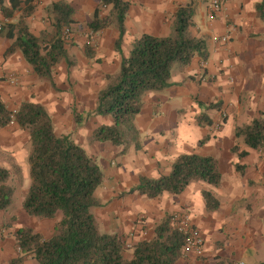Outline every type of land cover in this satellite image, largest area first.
Segmentation results:
<instances>
[{
	"label": "crops",
	"instance_id": "0c3cea01",
	"mask_svg": "<svg viewBox=\"0 0 264 264\" xmlns=\"http://www.w3.org/2000/svg\"><path fill=\"white\" fill-rule=\"evenodd\" d=\"M59 1L32 2L35 8L24 18L32 35L45 40L51 38L53 28L47 10ZM65 1L74 8V23L70 30L76 32L91 22L101 0ZM123 1L129 3L121 43L122 54L126 57L132 43L142 34L168 35L175 11L190 0ZM191 1L192 31L195 36L205 39L207 60L203 64L195 57L187 67L175 65L169 89L142 96V109L135 120L138 148L130 146L123 151L106 143H87L92 131L102 124H109L111 119L108 122V119L105 121L104 117L92 114L98 92L96 69L86 66L89 58L85 53L74 57L69 47L67 53L73 65L68 69L66 63L61 62L57 65V75H54L56 66L49 80L42 79L34 74L18 49L8 52L14 38H8V29L1 28L0 98L11 111L26 102L42 105L53 126L58 125L59 135L70 136L95 158L103 181L95 191L100 205L93 209V214L102 232L117 234L126 247H131L136 242L150 239L155 224L165 215L182 214L202 235L201 256L207 257L204 264H215L218 257L248 262L250 256L253 257L248 251L250 247L264 241V160L235 136V130L254 119H264V115H260L264 112V23L255 11L263 0H220V11L212 20L208 18L212 0ZM4 5L8 7L9 0H5ZM21 13L15 11L11 18L5 19L0 11L1 27L15 23ZM103 31L113 35L107 43L112 45L111 57L115 67L119 68L120 56L114 48L117 33L112 28ZM222 35L229 37L226 47L213 41L214 37ZM73 47H76L75 43ZM75 115L83 118L79 125L75 123ZM200 115H206L211 124L199 125L197 118ZM3 129L8 137L3 135ZM21 132L26 131L15 124L0 128V151H7L9 158H16L21 147L18 142ZM199 150L200 153L195 152ZM140 154L143 156L135 164ZM181 154L214 158L221 174L220 184L212 187L195 182L181 194H164L156 200H148L138 192L127 194L141 176L156 179L167 175L171 163ZM203 191L210 192L217 200L215 211L207 210ZM33 223L25 226L17 220L7 227L0 223V264H8L17 256L12 236L16 229L30 227L45 237L52 234L54 224ZM221 242L231 247V252L230 249L215 250L214 246ZM201 256L185 251L183 258L175 264H198L195 258ZM258 263L262 262L256 260L253 264ZM23 264L37 262L27 258Z\"/></svg>",
	"mask_w": 264,
	"mask_h": 264
},
{
	"label": "trees",
	"instance_id": "16d2710c",
	"mask_svg": "<svg viewBox=\"0 0 264 264\" xmlns=\"http://www.w3.org/2000/svg\"><path fill=\"white\" fill-rule=\"evenodd\" d=\"M4 1L0 0V11L5 19L11 18L15 11L22 12L15 23L1 27L8 29V38H14L8 52L18 49L34 74L42 79L49 80L53 69L61 62H65L68 69L73 65L63 36L74 23L72 5L65 0L52 3L47 12L53 33L49 40H44L32 35L25 24L24 18L35 8L34 0H9L8 7ZM128 11L126 1L101 0L87 24L92 34L114 29L117 33L114 48L120 56L117 72L104 76L105 84L97 92L92 112L95 116L110 117L111 122L95 128L87 137V143H106L123 151L130 146H140L135 120L142 109V96L169 89L175 65L187 67L195 57L203 64L207 60L205 39L191 32V0L175 11L168 35L142 34L125 57L121 43ZM255 11L264 23V0ZM87 57L91 58V53ZM74 120L79 125L83 118L75 115ZM197 123L209 125L211 121L206 115H200ZM11 124L26 131L29 138L27 177L30 185L22 201L23 211L36 219H57L49 237L30 227L16 229L12 236L17 256L8 264H23L27 258L37 264H175L183 258L186 238L173 223V215H165L155 224L150 239L131 247H126L117 234L101 231L93 214V209L100 205L95 191L103 181L101 168L70 136L56 134L51 117L42 105L26 102L11 111L0 98V128ZM235 136L248 149L256 151L264 140V119H254L236 128ZM195 182L212 187L220 184L221 174L214 158L181 154L173 160L167 175L156 179L141 176L127 194L138 192L148 200H156L164 194H181ZM12 196L10 172L0 167V212L8 209ZM202 196L208 211L218 208L210 192L203 191ZM235 263L220 257L215 262Z\"/></svg>",
	"mask_w": 264,
	"mask_h": 264
},
{
	"label": "rangeland",
	"instance_id": "374dc122",
	"mask_svg": "<svg viewBox=\"0 0 264 264\" xmlns=\"http://www.w3.org/2000/svg\"><path fill=\"white\" fill-rule=\"evenodd\" d=\"M84 9H85L84 11L86 12L88 11L86 10L85 7ZM105 12L106 10L103 11L102 14H104ZM192 28H193V24L191 27V32L193 33ZM75 31L76 32L71 31V30L69 31L70 38L67 40V45L70 51L73 52L72 55L74 57L75 56L77 57L78 56L77 54H80L81 52L85 53L86 55L91 53V58H89V60L87 59L86 66L91 67L92 69L94 68L96 69V74H97L96 87L99 91V89H101L104 86L103 84L105 81L103 77L106 74H114L118 70V68L115 67L113 58L111 57L113 53L112 45L107 43V41H109V39H111L113 35L111 36L109 31H103V32L101 31L96 34H92L88 30L87 26L80 27L76 29ZM74 43L76 47H73ZM58 73H59V70L57 66L54 70V75H57ZM56 81L59 82L57 80V77H56ZM104 118H105V121L106 119H108V122H110V119H111L110 117L108 118L104 117ZM54 128L56 130L55 131L56 134L59 135L58 125L55 124ZM2 133L4 136L8 137V133L4 134V129L2 130ZM25 133L27 132H21L18 134V142H19V145L21 143V147L20 149H18L15 159L9 158L10 156L9 154H7V151L5 150L0 151V167L6 168L9 170L10 185L13 188L12 202L6 211L0 212V223H2L3 225H6V227L11 226L17 220L20 222L21 225L23 224L25 226H28L27 224L30 225V223L32 222H34L33 224H36V225L40 223L42 225L43 224L53 225L55 224L57 218L52 219V220H41V219L32 218V217H29L27 214H25L22 208L23 198L30 185V180L27 177V171H25V169H27V156H28L27 153L29 150V138H28V135ZM3 149L8 150V148L6 147H3ZM195 152L200 153L201 150L195 151ZM142 156L143 154H140L139 157H137V160L135 159V164H138L139 158ZM173 216H182V214H173ZM22 217H25L24 218L25 220ZM216 242L218 243L219 240H216ZM214 248L215 250L220 249L222 251L230 249L229 252H231V247L229 248L227 246H224L223 242H221V245H218V246L215 245ZM239 248H242V247H239ZM248 251H249V254H251L253 257L250 256V258L248 259V262L245 260H238V261H242L245 264H253L256 262V260L264 263V241L255 243L254 245L250 247ZM206 261H207V257L205 256L195 258V262H198V264H204V262Z\"/></svg>",
	"mask_w": 264,
	"mask_h": 264
},
{
	"label": "built area",
	"instance_id": "2783aa9c",
	"mask_svg": "<svg viewBox=\"0 0 264 264\" xmlns=\"http://www.w3.org/2000/svg\"><path fill=\"white\" fill-rule=\"evenodd\" d=\"M221 5L220 0H212L209 6L208 18L213 19L215 13L220 11ZM1 30V25H0ZM69 30H65L63 36L66 40L70 38ZM214 42H218L223 47H226L229 42V37L227 35H222L220 37H214ZM10 82L13 83L14 79L11 78ZM259 157L264 160V140L262 141L260 147L256 150ZM173 223L177 226L178 230L182 232L186 238V251H189L196 256H201L203 253V238L201 233L197 228H195L190 219L187 216H173ZM235 264H245L242 261H237Z\"/></svg>",
	"mask_w": 264,
	"mask_h": 264
}]
</instances>
